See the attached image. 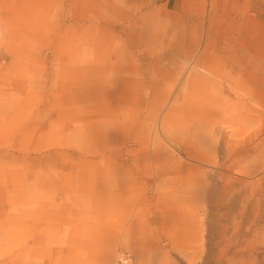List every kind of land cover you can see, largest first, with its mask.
I'll return each mask as SVG.
<instances>
[{
  "label": "rangeland",
  "instance_id": "rangeland-1",
  "mask_svg": "<svg viewBox=\"0 0 264 264\" xmlns=\"http://www.w3.org/2000/svg\"><path fill=\"white\" fill-rule=\"evenodd\" d=\"M127 4L0 0V182L11 167L27 171L11 187L17 197H0V250L25 246L21 264H112L120 248L142 264H264V107L250 101L245 118L226 93L245 77L264 90V18L243 47L224 21L180 22L161 0ZM79 31L120 37L133 93L108 99L117 109L106 156L132 167L130 180L67 176L56 155L74 153L79 168L58 122L73 105ZM205 53L213 75L196 67ZM213 99L237 115L199 110ZM30 123H44V134ZM7 257L0 264H14Z\"/></svg>",
  "mask_w": 264,
  "mask_h": 264
},
{
  "label": "bare ground",
  "instance_id": "bare-ground-1",
  "mask_svg": "<svg viewBox=\"0 0 264 264\" xmlns=\"http://www.w3.org/2000/svg\"><path fill=\"white\" fill-rule=\"evenodd\" d=\"M84 6V10L80 11L81 14H86L89 4ZM109 8L107 9L111 11L112 8ZM86 31H89V29L86 28ZM211 40H209V44L212 43ZM119 41L120 37L105 36L99 33L91 34L83 31H79V35L76 37L75 67L73 68L75 78L72 98L73 105L71 108H65L58 117V122L62 125L60 133L62 145L73 149L79 156L77 165L79 168L76 169V164L72 160L68 161L67 158V156L72 158L74 153L68 154L66 151L61 150L56 154L66 156L64 159L66 164L64 166L67 167L68 171L63 172V174L67 176H83L96 180L110 179L112 181L130 180L132 178L133 173L130 171L132 167H127V165L114 160L111 161L113 157L111 154L106 156L111 136L109 129L115 123L109 121V118L110 114L117 109V107L109 106L108 99L110 97L115 101L123 102L133 93L129 88L127 90L130 82L123 78V74L127 69L124 64L122 46H120ZM205 57L206 53L201 56L197 63V69L202 71L203 74L208 75L213 71L217 72L219 68L211 66L210 63L207 66L205 65L207 64ZM203 74L199 72L195 73L192 78L195 82L203 81L205 78ZM246 78L244 81H246ZM244 81L228 83L229 89L226 93L236 95L239 100L236 105L245 107L243 116L248 118L250 117V111H248L251 106L250 101L264 107V90L254 91ZM217 102H219L218 99L206 100L204 104H200L199 110L205 113V115L211 112L223 114L230 118L237 115L236 111L232 108L215 105L214 103ZM65 103H68V100H61L62 105ZM54 119L56 118L50 117L49 126L51 128H48L50 130L49 135L52 133V120ZM37 120L40 121L42 119ZM44 125V123H30L26 130L32 131V134H35V131L41 130V135H43L46 128ZM168 125H170V119L167 115L162 121L164 131L168 130ZM168 131L166 132L169 133ZM15 144L18 145V141ZM34 147L37 148V146ZM1 171L2 167L0 166ZM26 174V168L11 167L7 172L8 179L0 182V197L6 199L8 203L11 202L12 196L17 197L14 191L15 188L11 187L16 186L18 183L17 179H20L22 176L25 177ZM25 178L22 182L23 195L29 193L28 182L25 181ZM8 233H11V230H8ZM25 249V246L14 245V243L13 245L10 244L8 249L0 250V259L8 256L6 260L9 262L21 264V256Z\"/></svg>",
  "mask_w": 264,
  "mask_h": 264
},
{
  "label": "crops",
  "instance_id": "crops-1",
  "mask_svg": "<svg viewBox=\"0 0 264 264\" xmlns=\"http://www.w3.org/2000/svg\"><path fill=\"white\" fill-rule=\"evenodd\" d=\"M127 6L152 8L156 0H126ZM166 12L184 23L230 24L240 46L248 47L255 39L257 15L264 18V0H161ZM226 18V19H224ZM260 21V20H259ZM264 21V20H263ZM261 38H264L261 37ZM254 46V42H252Z\"/></svg>",
  "mask_w": 264,
  "mask_h": 264
},
{
  "label": "built area",
  "instance_id": "built-area-1",
  "mask_svg": "<svg viewBox=\"0 0 264 264\" xmlns=\"http://www.w3.org/2000/svg\"><path fill=\"white\" fill-rule=\"evenodd\" d=\"M112 264H142L137 257L127 249L120 248L114 259Z\"/></svg>",
  "mask_w": 264,
  "mask_h": 264
}]
</instances>
